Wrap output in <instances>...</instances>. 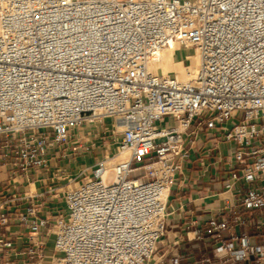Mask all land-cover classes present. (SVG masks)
Returning <instances> with one entry per match:
<instances>
[{
	"label": "built area",
	"instance_id": "2783aa9c",
	"mask_svg": "<svg viewBox=\"0 0 264 264\" xmlns=\"http://www.w3.org/2000/svg\"><path fill=\"white\" fill-rule=\"evenodd\" d=\"M174 44L200 50L187 82L150 68ZM86 126L102 131L81 137ZM97 139L123 156L107 179L108 155L54 189H66L61 213L41 217L42 193L4 191L0 264L20 253L14 223L38 260V236L52 237L58 264H264V0H0V166L13 188ZM187 143L217 149L236 191L193 231L215 245L194 260L159 247Z\"/></svg>",
	"mask_w": 264,
	"mask_h": 264
},
{
	"label": "crops",
	"instance_id": "0c3cea01",
	"mask_svg": "<svg viewBox=\"0 0 264 264\" xmlns=\"http://www.w3.org/2000/svg\"><path fill=\"white\" fill-rule=\"evenodd\" d=\"M91 130L84 128L80 134L81 137ZM100 131H102L101 128L94 134ZM73 134L77 135L75 132ZM201 136L203 140H206L204 134ZM97 143L98 146L92 149H80L75 153L68 151L65 156H60V153L52 155L48 171H34L30 182L21 179L14 188L9 180V166H0V203L6 195L10 198L11 192L20 196L31 190L33 193L43 194L38 198L39 202L44 203L41 217L55 216L61 213L64 206L63 193L57 194L54 189L65 188L68 180L82 169L91 167L98 160L113 154L116 150L111 146L112 148L105 153L103 141L97 139ZM185 148L190 151V154L185 159L177 158L180 170L176 174L175 185L169 198L168 233L164 238V245L161 246V253H165L168 257L179 253L188 257L189 260H194L210 255L215 245L208 240L189 239L193 236V231L198 227H205L203 225L205 220L209 219L219 208L235 201L236 191L226 188L229 182V172L225 170L224 161L219 157L217 149L211 148L208 151L209 155H205V147L201 148L196 144L187 143ZM97 151L99 152L97 153ZM6 189L10 190L3 196ZM17 204L20 206L19 212H23L25 206L28 205L26 201H18ZM9 208L10 206L6 207V209ZM0 230L3 229L0 228ZM29 231V227L26 225L18 223L11 225L9 236L16 243L17 251L20 252L13 257L15 264H58V255L53 248V238H48L43 232L36 240L43 244L40 247L43 254L41 260H38L37 256L26 253L27 248L31 246L28 239ZM253 239L260 242L261 237Z\"/></svg>",
	"mask_w": 264,
	"mask_h": 264
},
{
	"label": "bare ground",
	"instance_id": "6f19581e",
	"mask_svg": "<svg viewBox=\"0 0 264 264\" xmlns=\"http://www.w3.org/2000/svg\"><path fill=\"white\" fill-rule=\"evenodd\" d=\"M178 51L177 44L164 49L161 53V60L159 62H151L150 68L154 71L159 70L167 75H174L180 81L187 82L196 75L200 68V50L198 47L192 46L185 54V61L187 62L192 63L193 61L199 60L198 68L195 65H185V61L179 59ZM122 156L123 155H110L107 160L102 162V172L99 173L102 175L103 179L109 178V169L114 165L108 163L114 160L116 161V158H120Z\"/></svg>",
	"mask_w": 264,
	"mask_h": 264
},
{
	"label": "rangeland",
	"instance_id": "374dc122",
	"mask_svg": "<svg viewBox=\"0 0 264 264\" xmlns=\"http://www.w3.org/2000/svg\"><path fill=\"white\" fill-rule=\"evenodd\" d=\"M185 54H186V51L184 50V49H180L179 51H178V57H179V59H182L183 61H185ZM190 65V66H193V65H195L197 68H198V65H199V60H196V61H193L192 63H190V62H187V61H185V65ZM187 67V66H186ZM170 121V119L169 118H167L166 119V121ZM109 122V120H107L106 121V123H108ZM86 128H90V129H94V130H98L99 129V126H86ZM99 151H97V153H98ZM94 155H96V154H94ZM112 155V154H111ZM110 156V155H109ZM118 160V158H116V161ZM90 161H92V160H90ZM115 161V160H114ZM114 161H111V162H109L108 164H114L115 162ZM134 165H136V164H134ZM111 167H110V169H109V174L111 173ZM141 174H143V171H137V172H135L134 173V175L135 176H137V175H141ZM82 179V178H81ZM66 191V189H64L63 191H61L62 193L63 192H65ZM164 241V240H163ZM159 247L161 248V245H159Z\"/></svg>",
	"mask_w": 264,
	"mask_h": 264
}]
</instances>
